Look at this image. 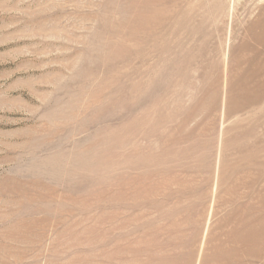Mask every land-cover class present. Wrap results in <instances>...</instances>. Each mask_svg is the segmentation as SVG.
I'll return each instance as SVG.
<instances>
[{
  "label": "rangeland",
  "instance_id": "rangeland-1",
  "mask_svg": "<svg viewBox=\"0 0 264 264\" xmlns=\"http://www.w3.org/2000/svg\"><path fill=\"white\" fill-rule=\"evenodd\" d=\"M0 264H264V0H0Z\"/></svg>",
  "mask_w": 264,
  "mask_h": 264
}]
</instances>
